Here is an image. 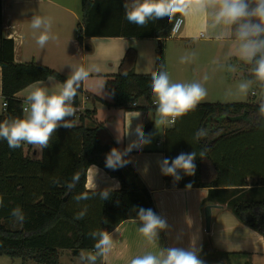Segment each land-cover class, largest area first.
Returning a JSON list of instances; mask_svg holds the SVG:
<instances>
[{"label":"trees","instance_id":"16d2710c","mask_svg":"<svg viewBox=\"0 0 264 264\" xmlns=\"http://www.w3.org/2000/svg\"><path fill=\"white\" fill-rule=\"evenodd\" d=\"M126 3L127 0H81L83 26L78 35L80 42L84 36L166 38L170 36L175 17L180 14L177 13L171 23L167 18L149 20L144 27H140L125 18ZM248 3L250 8L256 6V0H248ZM2 20L0 0L2 93L8 104L5 112L0 113V121L24 116V103L15 95L26 86L48 77L62 82L67 79L47 66L16 63L14 40L4 36ZM260 39H264V36ZM259 56L257 54L245 65L243 76L261 89L264 81L259 80L254 72ZM135 57V49L129 48L118 73L106 80L105 85L113 99L109 104L124 109H156L151 105L154 98L150 84L153 73H167L163 53H158L152 73L135 72ZM81 91L80 88L75 103L79 102ZM261 104L254 102L253 98L247 102L199 103L195 110L177 118L175 125L166 129L163 149L166 158H174L181 152L196 151L197 163L201 159L200 151L207 149L205 157H210V151L218 147L228 152L230 161H235L237 155L245 157L244 161H250L254 154L256 156L252 149L264 148ZM88 115L87 110L86 115L79 117L82 122L71 129L60 127L53 135L50 147L42 150L40 158L26 154L24 144L13 150L5 140H0V196L4 199V206L0 207L1 255L19 257L23 263L33 260L38 264H59L60 249H96L99 237L89 235L92 231L109 233L123 220L139 218L140 208H151L157 214L151 193L129 167L124 169L126 178L119 189L86 188L88 168L93 164L116 175L105 166V156L114 144L100 141L97 127L93 123L83 122ZM210 118L224 120L222 133L212 140L206 137L199 142L194 141V133L205 128ZM74 173L80 174L79 182L68 190L65 182H70ZM180 174L182 179L178 182L179 186H195L194 183L189 184L187 175ZM57 180L59 184L55 183ZM198 183L197 186L216 185L214 181L212 184ZM104 190L109 191L107 200H102L99 195ZM84 191H88L91 198L77 203L74 197ZM232 192L233 197L227 200L228 206L240 220L264 235V185L254 184ZM85 205L87 212L84 219L76 220L75 214ZM17 206L26 217L23 225L16 223L11 216V209Z\"/></svg>","mask_w":264,"mask_h":264},{"label":"crops","instance_id":"0c3cea01","mask_svg":"<svg viewBox=\"0 0 264 264\" xmlns=\"http://www.w3.org/2000/svg\"><path fill=\"white\" fill-rule=\"evenodd\" d=\"M131 4L132 0H127ZM218 5L206 4L198 10L195 0L187 8L184 24L175 36L158 37H123V36H84L82 42L78 39L79 30L83 26L81 0H2L3 33L14 40V61L20 64L35 63L47 66L68 78L75 67L84 66L90 69L89 77L81 83L80 97L88 93L90 99L86 103L89 115L83 122L97 127V133L102 143H113L114 147L123 150L134 140V129L138 124L143 126L145 134H152L151 143L142 150H133L126 159L131 163L121 168H130L136 172L148 188L153 198L157 215L166 219L168 227L158 231V237L150 242L139 229L142 221L139 218L123 220L109 232L112 247L106 256L97 255L99 264H131L134 258L152 253L158 254L161 249L180 247L193 249L204 264H264V235L257 229L240 220L228 206L227 200L233 197V190L249 188L254 184L264 185V148L252 149L250 161L238 155L235 161L228 160V152L215 147L210 151V157L201 158L196 164L197 176L189 177V184L195 186H179L161 174L157 160L166 158L164 152V134L162 140L156 137V132H148L153 120L148 118V112L155 109H124L111 105L112 95L105 85L107 79L119 71L120 64L129 48L136 52L134 69L137 73H152L159 53V39L163 44L167 39L188 40L191 42L204 41L207 43L230 42L239 40L237 31L239 24L216 22ZM34 16L48 18L52 22L51 34L56 38L50 40L43 48L36 44V38L43 29H32L31 20ZM251 22L257 23L255 17ZM176 43V42H174ZM158 45V46H157ZM163 53V52H162ZM242 70H245L246 62ZM184 66V63H181ZM99 67V71H96ZM199 71V70H198ZM198 71L194 74L197 76ZM38 80L49 88L63 83L51 77ZM203 82L201 85L209 89L204 100L206 102H254L264 103V98H256L257 92L252 90L249 100L238 101L228 92L226 96L214 97V86ZM16 93V97L24 102L29 86ZM229 85V84H227ZM4 95L2 93V67L0 65V110ZM139 112V118H133V113ZM25 115V114H24ZM77 120L76 125L80 124ZM224 120L210 118L205 129L208 139H214L222 133ZM147 125V126H146ZM226 129V128H225ZM224 129V130H225ZM132 135H127L128 131ZM122 138L117 143V136ZM254 139V136H251ZM24 151L31 157L40 158L42 150L32 145L24 144ZM256 158V161H253ZM228 160V161H227ZM253 161V162H252ZM252 162V163H251ZM147 169L145 172L144 170ZM195 173V174H196ZM125 175V174H124ZM198 181L214 186H197ZM123 180L113 176L102 167L93 164L88 168L86 188L119 189ZM119 185L118 187L116 185ZM214 184V183H213ZM211 205V221L209 230L206 229L205 208ZM63 250V249H61ZM79 250V254L81 253ZM93 254L96 249H91Z\"/></svg>","mask_w":264,"mask_h":264},{"label":"clouds","instance_id":"9594fccd","mask_svg":"<svg viewBox=\"0 0 264 264\" xmlns=\"http://www.w3.org/2000/svg\"><path fill=\"white\" fill-rule=\"evenodd\" d=\"M193 0H132L131 4L126 3L125 18L129 23L144 27L149 20L168 19L171 23L172 18L177 13H185ZM198 10H202L206 4L218 5L216 22L223 21L225 24L238 23L237 35L240 44L239 53L247 61H251L257 54H260L254 69L256 77L264 81V0H256L254 8L249 7L248 0H195ZM255 17L258 23L251 22L250 18ZM179 22H177L178 26ZM52 22L48 18L34 16L31 20L32 29H43L36 38V44L43 48L50 40L56 37L51 34ZM175 30V29H174ZM96 67V71H99ZM90 74V69L84 66L75 67L72 74L63 83L49 88L37 82L29 86V90L24 98L23 117H12L0 121V140H5L10 149L21 148L23 144H29L37 149L44 150L50 147L54 134L60 127L71 129L76 126L75 119L77 109L73 106L81 83ZM52 78L49 77V80ZM151 94L156 105L155 113L149 111L148 118L153 120L154 127L159 133L164 129L175 125L177 118L186 115L189 111L196 109L198 104L207 95L206 89L199 83H171L167 73H153L151 79ZM248 84L240 85V90L245 92ZM260 112L264 115V103L260 106ZM133 118H139L141 113H133ZM135 139L132 140L123 150L112 147L105 156V166L112 170H117L131 163L126 159L135 150H142L144 146L151 143L152 134H145L143 126L138 124L134 129ZM133 131H128L127 135H132ZM208 136V130L198 129L193 136V140L199 142ZM117 143L122 142V138L117 136ZM207 149L199 152V157L206 156ZM197 152L179 153L174 158H160L157 164L161 174L170 176L173 182L182 179L184 175L192 176L196 172L195 160ZM145 172L147 169L144 170ZM80 174L74 173L70 182H65L68 190H71L79 182ZM59 184V181H55ZM119 186L118 184L116 185ZM93 195L95 193L93 192ZM102 200L109 199V191L104 190L99 193ZM91 197L88 191H84L74 197V200H89ZM4 206L3 196H0V207ZM87 212L85 205L75 214L76 220L84 219ZM11 216L20 225L25 222L23 210L17 206L11 209ZM142 227L139 232L150 242L158 237V231L168 227L166 219L157 215L151 208H140L138 212ZM92 237H99L95 244L97 253H87V259L95 262L97 255L106 256L112 247L111 235L106 231H92ZM84 252L80 253L83 257ZM131 264H204L197 252L193 249L180 247H170L161 249L158 254L148 253L131 261Z\"/></svg>","mask_w":264,"mask_h":264},{"label":"rangeland","instance_id":"374dc122","mask_svg":"<svg viewBox=\"0 0 264 264\" xmlns=\"http://www.w3.org/2000/svg\"><path fill=\"white\" fill-rule=\"evenodd\" d=\"M167 39L163 44L164 63L167 69V74L171 83H199L203 85L214 86L216 92L214 97L225 98L223 92L237 98L238 101H247L250 98L252 90L257 92L256 98H264V87L257 88L243 76V71L239 63L245 64L248 62L243 59L239 53L240 40L219 43H207L204 41L194 42L188 40ZM176 42V43H174ZM158 46V45H157ZM158 54V53H157ZM184 63V66L181 64ZM199 70V71H198ZM155 71L152 70L151 72ZM198 71V75L194 74ZM248 84L245 92L240 90L241 84ZM229 84V85H227ZM206 92H211L205 88ZM217 99V98H214ZM79 118V117H78ZM152 128L148 132H156V137L162 140L163 133H159L152 123ZM147 126V125H146ZM83 257L75 253V249H60L59 264H93L87 259V253L92 252L91 249H82ZM0 264H38L33 260L23 263L19 257H8L0 254ZM94 264H99L94 262Z\"/></svg>","mask_w":264,"mask_h":264},{"label":"built area","instance_id":"2783aa9c","mask_svg":"<svg viewBox=\"0 0 264 264\" xmlns=\"http://www.w3.org/2000/svg\"><path fill=\"white\" fill-rule=\"evenodd\" d=\"M177 22H179V24H178V26H177ZM183 24H184V17H183V15L182 14H178L176 17H175V19H174V21H173V23H172V26H171V31H170V35L171 36H175V35H177L179 32H180V30H181V28H182V26H183ZM175 29V30H174ZM90 99V95L88 94V93H83L82 95H81V97H80V99H79V102L78 103H75L74 102V107L77 109V111H76V116L77 117H80L81 115H86V112H87V108H86V103L88 102V100ZM154 100V99H153ZM137 103H133V105H136ZM7 100L6 99H4L3 100V103H2V108H1V110H0V113H2V112H5V110H6V108H7ZM151 105L153 106V107H155L156 108V105L154 104V102L152 101V103H151ZM24 106V105H23Z\"/></svg>","mask_w":264,"mask_h":264},{"label":"water","instance_id":"95a60500","mask_svg":"<svg viewBox=\"0 0 264 264\" xmlns=\"http://www.w3.org/2000/svg\"><path fill=\"white\" fill-rule=\"evenodd\" d=\"M159 44V53L163 52V42L161 39L158 41ZM113 173H115L121 180H125V175L122 171V169H117V170H111ZM211 205H207L205 208V222H206V229L209 230L210 228V221H211ZM75 253L78 255L79 254V249H75Z\"/></svg>","mask_w":264,"mask_h":264}]
</instances>
